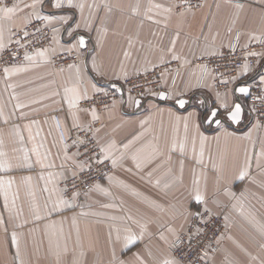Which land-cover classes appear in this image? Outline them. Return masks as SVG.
Listing matches in <instances>:
<instances>
[{"label":"crops","instance_id":"1","mask_svg":"<svg viewBox=\"0 0 264 264\" xmlns=\"http://www.w3.org/2000/svg\"><path fill=\"white\" fill-rule=\"evenodd\" d=\"M62 3L57 9L55 0H17L8 5L16 11L0 18V52L16 30L38 16L54 17L40 20L55 27L47 47L0 77V151L5 154L0 161L6 164L0 169V264H163L166 259L184 264L173 257L172 243L187 227V213L205 206L228 218L215 264H264V247L258 246L264 245V235L256 230L264 225V127L253 118L247 97L234 91L264 79V51L258 70L243 69L237 86L224 93L213 90L212 73L203 78V68L194 65L200 56L220 53L236 34L244 42L264 36V0H205L193 11L178 10L173 0H73L84 4L82 11ZM81 35L86 47L74 48ZM63 53L82 59L58 67L53 58ZM167 63L180 69L176 87L171 72L163 78V91L173 100L150 97L137 108L129 96L137 98L128 94L105 111L94 109L98 120L93 109L80 105L85 94ZM178 97L190 103L181 109L173 102ZM239 100L246 106L237 125L210 126L193 117L185 131L184 120H176ZM94 123L100 144L115 142L111 158L118 162L99 184L108 194L93 187L76 199L78 206L69 207L60 203L70 201L62 182L84 163L68 139L72 128ZM136 154L155 155V162L138 170ZM249 161L250 175L237 180ZM197 187L206 205L192 201ZM225 187L236 199L223 195ZM129 232L141 238L125 248Z\"/></svg>","mask_w":264,"mask_h":264},{"label":"built area","instance_id":"2","mask_svg":"<svg viewBox=\"0 0 264 264\" xmlns=\"http://www.w3.org/2000/svg\"><path fill=\"white\" fill-rule=\"evenodd\" d=\"M17 0H2L4 4L10 5ZM180 10H194L202 5L204 0H174ZM39 29V31H37ZM55 27L46 25L40 19H34L26 23L22 28L13 33L10 46L0 52V77L5 72L4 68L12 65H20L25 63V54L33 56L38 49L47 47L53 37ZM24 32L28 36H24ZM264 48V36L255 40L244 42L239 34H236L229 46L215 55H205L198 57L194 64L203 68V78L208 73L213 74L212 88L217 93H224L235 87V79L247 65L250 72H254L256 68L257 58L260 56ZM234 49V50H233ZM257 53V55H250ZM82 57L77 53H63L53 58V62L58 67H66L68 65H78ZM206 66V70L205 67ZM172 64H164L155 67L152 70L141 71L125 78L126 87L133 94L141 99L156 96L150 95L152 92H159L163 89V76L165 71H172ZM180 72L176 71L175 79L178 78ZM224 81H227L225 83ZM102 90H107L108 95L105 96ZM80 105L85 108L106 110L109 105L119 99L118 91L113 87H103L101 91L87 94ZM264 97V86L260 81H255L250 88V96L248 101L251 105L250 111L252 116L258 121L261 127H264V101L256 99ZM255 109V111H253ZM91 128V131L88 129ZM98 123L90 127H74L72 128L69 141L77 147L82 161L84 163L83 171L79 169L69 178L64 179L62 187L65 197L71 199L73 191L78 188L88 190L94 187L102 180H107L114 172L111 160L104 161L103 164L96 163L95 156L98 153L92 151L93 144L96 141V133ZM80 141H91L85 145ZM76 142V143H74ZM87 149V151H86ZM89 157H92L89 160ZM103 157L101 156V159ZM204 207L195 210L203 212ZM213 213V212H212ZM207 223H201L198 219L190 218L189 225L185 233L179 236L171 247L173 257L184 264H215L214 255L219 252L222 245L224 233L220 228V215L213 213L211 218L205 216ZM200 228L199 233L196 229ZM212 237V239L210 238ZM201 252H198V251Z\"/></svg>","mask_w":264,"mask_h":264},{"label":"snow or ice","instance_id":"3","mask_svg":"<svg viewBox=\"0 0 264 264\" xmlns=\"http://www.w3.org/2000/svg\"><path fill=\"white\" fill-rule=\"evenodd\" d=\"M36 2L42 3V0H36ZM34 6H35L34 4L33 5H29V7H34ZM54 6H55V8L60 9L64 5L62 3V0H55V5ZM180 6H182V5H177V7H180ZM67 7L68 8L78 7L82 11L83 8H84V4L80 3V4H75L74 5L73 4V0H67ZM105 7L107 8V10L109 12L112 11V7L111 6L105 5ZM154 7L161 8L163 6L157 4V5H154ZM237 7H242V5L237 4ZM138 9H139V4L136 5V7L133 9V11L134 12L138 11ZM15 11H16V7L15 6L10 7L7 4H4L2 2V0H0V14H2V17H0V18L7 19ZM164 11L171 12L172 9H171V7H165ZM180 14L183 15V13H180ZM53 18L54 17H52V16H38L37 17V19H41V20H51ZM64 22L66 23L67 21H64ZM77 27H79V25H77ZM37 31H39V29H37ZM0 34H2V32H0ZM68 34H69V36H72L73 33H72V31H69ZM24 36H28V33L24 32ZM172 43H173V48H174L175 41H173ZM86 45H87V41H86L85 37L81 35V36L77 37V44L73 45V47L74 48L75 47L83 48V47H86ZM0 47H3V45L0 44ZM38 55L43 57L45 55V52L44 51H40V52H38ZM250 55H257V53H250ZM33 58L34 57L28 56L27 54H25V59L32 60ZM173 59H179V57L173 56ZM73 66L74 65H69V67H73ZM204 67H205V70H206V66H204ZM16 70L17 69H10V68H7V67L3 69V71L6 74H8L11 71H16ZM244 71H245V73L247 72V65L246 64L244 65ZM77 72H79L78 68H77ZM116 79L118 80L120 78L116 77ZM224 82L227 83V81H224ZM261 82L264 83V79H262ZM112 87L116 88V85L113 84ZM65 91L66 92H75L76 89H74V88L73 89H66ZM97 91H101V90L98 89ZM102 91H103V94L105 96L108 95V91L107 90H102ZM234 91L238 92L240 94H243L245 96L249 95V92H250V90H249V88L247 86H240V87L236 88ZM150 95L158 97V99L160 101L173 100V96L170 95L166 91L152 92V93H150ZM85 98H87L86 94H85ZM256 99H261L262 101H264V97H257ZM217 100H219V94H217ZM129 102L131 104H134L137 108H139L141 106V103H142L140 99H133L131 96H129ZM173 102L176 105H178L179 108L183 109V108L186 107V105H188L190 103V100L178 97V98H175ZM253 111H255V109H253ZM222 112H223V115L221 114ZM242 112H243V109H242L241 104L235 103L234 106L229 107V105L227 103H223L222 102L218 106H214V107L209 108L207 110V112L204 113L202 116L200 114H198V113H189V115L186 116V117L177 116L176 120L178 122L181 119L184 120L185 131H187L188 121L190 119H192L193 117H196L197 119H200L202 123H207L210 126L212 124H215V125H217V127H221L224 122L239 123L241 118H242ZM92 115H93V120H98L99 119V117L96 116V113H95L94 109L92 110ZM142 123H145V122H142ZM196 127L199 128V124H197ZM88 130L91 131V128H89ZM98 131H99V129H96V132H98ZM225 135H230V133H225ZM94 136H95V132H93V137ZM201 139L203 140V139H206V138L205 137H201ZM74 143H76V142H74ZM79 143L87 145V144L91 143V141H80ZM129 143H131V142H129ZM0 144H2V141H0ZM123 147L125 149H127L129 147V144H125V145H123ZM114 148H115V142L114 141L109 142L107 144H100L99 141H95V143L93 144V147H92V151L94 153H98V155L95 156L96 163L103 164L104 161L111 159V163H112L113 167H115L117 165L118 161L115 158H111L112 157V151H113ZM86 151H87V149H86ZM154 152H155V150H154ZM4 155L5 154L2 151H0V157H2ZM101 156L103 157L102 159H101ZM155 158H156L155 155H151V156H148V157H141L139 154H136V155L132 156V159L135 162V166H136V168L138 170H142L147 165H150V164L154 163L155 162ZM91 159H92V157H89V160H91ZM120 159H123V154L121 155ZM78 166L81 167V171H83V167L80 166V165H78ZM5 167H6V164L4 162L0 161V169H4ZM7 167H10V165H7ZM249 168H250V161H249L247 167H244V168L240 169L236 179L242 181L246 177H248L250 175V173L248 171ZM147 176L149 178H151L152 172L149 171L147 173ZM253 182H255V181H253ZM8 183L10 185L11 181H9ZM159 183H160V181L157 180L156 184L159 185ZM167 186L168 185H165V187H167ZM262 186H264V185H262ZM94 188L96 190L105 192V194H108L107 191L102 189L99 184H96L94 186ZM79 195H80L79 192L73 191L71 199L74 200ZM223 195L228 197V198H230V199H236V194L234 192H232L227 187H225L223 189ZM192 201L195 204H197V205H200V204L206 205V203H207L204 193L201 192L198 187L192 193ZM60 203L67 204L69 207H72V204L70 203V201L61 200ZM105 206L107 207L109 205H105ZM187 215H190L194 220L198 219L201 223H207V220L205 219V216L211 218L213 213H212V209L211 208H208L207 206H205L203 212L196 211V212L187 213ZM37 218H39V217H37ZM129 219H131V217H129ZM227 219H228L227 216H225V220H227ZM200 231H201L200 228L196 229L197 233H199ZM259 231L261 232L262 235H264V225H260L259 226ZM140 238L141 237H138L134 233L129 232V234L125 238L126 239L125 248H128V247L134 245L138 241V239H140ZM161 239H163V236H161ZM13 241L15 242V236H13ZM261 247H264V245H261ZM65 251H67V249H65ZM118 264H124V262L123 261H119ZM163 264H177V261H175L174 259H166L163 262Z\"/></svg>","mask_w":264,"mask_h":264},{"label":"rangeland","instance_id":"4","mask_svg":"<svg viewBox=\"0 0 264 264\" xmlns=\"http://www.w3.org/2000/svg\"><path fill=\"white\" fill-rule=\"evenodd\" d=\"M174 1V0H173ZM205 1V0H204ZM174 3H175V5H176V2L174 1ZM204 3V2H203ZM202 3V4H203ZM200 7V6H199ZM198 7V8H199ZM176 8L178 9V7H177V5H176ZM197 8V9H198ZM178 10H180V9H178ZM194 10H196V9H194ZM180 11H193V10H180ZM264 51V48L262 49V52ZM261 52V53H262ZM261 53H260V55H261ZM203 56H205V55H203ZM197 59V58H196ZM195 59V60H196ZM195 60H194V62H195ZM259 57L257 58V62H256V68H255V70H254V72H256L257 70H258V68H259ZM167 64H169V63H167ZM170 64H172V63H170ZM162 65H164V64H162ZM173 65V69L174 70H172V71H165V74L166 73H169V72H171V74L173 75V77H172V84L174 85L173 87H176V85H177V82H178V80H179V78H177V79H175V76H176V71L177 70H179V72H180V69H179V67L177 66V65H175V64H172ZM160 66V65H159ZM176 66L178 67V68H176ZM134 75V74H133ZM131 76V75H130ZM179 77V76H178ZM127 78V77H126ZM163 78H164V76H163ZM125 78L119 83V84H115L116 85V90L118 91V96H119V99L117 100V101H119V100H123L124 99V97H126L128 94L129 95H132V96H134L135 98H137V99H140V100H142L141 98H139V97H137V96H135L134 94H133V92H131V90H129L127 87H126V83H125ZM177 81V82H176ZM112 85L113 84H108V85H106V86H104V87H112ZM237 86V84L235 83V87ZM234 87V88H235ZM103 88V87H102ZM164 89H162L161 91H163ZM249 96H250V92H249ZM249 96L247 97V104H248V106H249V109H250V107H251V105H250V103H249V101H248V98H249ZM188 100V99H187ZM117 101H115L114 103H116ZM114 103H112L111 105H109L108 106V108H110V107H112V105L114 104ZM243 105L244 106H246V103H244L243 102ZM107 108V109H108ZM96 110H98V111H100L99 109H97V108H95ZM245 109V108H244ZM102 111H105V110H102ZM101 111V112H102ZM254 118V117H253ZM94 124H96V123H94ZM93 124V125H94ZM90 126H92V125H90ZM90 126H88V127H90ZM87 127V128H88ZM96 134V138H97V132L95 133ZM96 141H98V139H96ZM111 160V159H110ZM77 171H79V170H77ZM77 171H75V173L77 172ZM74 174V173H73ZM72 174V175H73ZM70 177V176H69ZM68 177V178H69ZM105 181H107V180H102L101 182H99L98 184H100V183H102V182H105ZM63 183V182H62ZM93 187H91L90 189H88V190H83V188L81 187V188H78V191L77 192H79L80 193V195L79 196H77L74 200H72V199H69V198H67V199H69L70 200V202H71V204L73 205L72 207H76V206H78V203L79 202H76V199H80V197L81 196H83L85 193H87L88 191H90L91 189H92ZM62 189H63V187H62ZM63 194H64V189H63ZM65 196V195H64ZM200 207H197L195 210H197V209H199ZM194 210V211H195ZM194 211H192V212H194ZM212 212L213 213H216V214H218V215H220V228L222 229V231H223V233H225V231H226V220H225V215L223 214V213H220V212H215V211H213L212 210ZM191 218V217H190ZM190 221V220H189ZM188 225H189V223H188ZM188 225H187V227H188ZM186 227V228H187ZM186 228L185 229H183L180 233H179V235L176 237V239L179 237V236H181V235H183L184 233H185V230H186ZM257 230V232L258 233H260V231L258 230V229H256ZM224 237V236H223ZM211 239H212V237H210ZM175 239V240H176ZM175 240L173 241V243L175 242ZM222 240H223V238H222ZM173 243H172V245H173ZM260 248H259V250L261 249V246L260 245H258ZM172 247V246H171ZM198 252H201L200 250L198 251ZM255 256V255H254ZM254 259V258H253ZM256 262V261H255ZM236 263L238 264V262L236 261ZM235 263V264H236ZM222 264H234V263H230L228 260H224L223 261V263Z\"/></svg>","mask_w":264,"mask_h":264},{"label":"water","instance_id":"5","mask_svg":"<svg viewBox=\"0 0 264 264\" xmlns=\"http://www.w3.org/2000/svg\"><path fill=\"white\" fill-rule=\"evenodd\" d=\"M85 39H86V37H85ZM248 88H249V86H247ZM249 90H250V88H249ZM240 94V93H239ZM243 95V94H242ZM249 95H247L246 97H248ZM237 103H239V104H241V106H242V109H243V112H242V117H243V114H244V105H243V102L241 101V100H239ZM178 106V105H177ZM179 107V106H178ZM242 119V118H241ZM241 121V120H240ZM235 125H237L238 123H235V122H233ZM215 125V124H214Z\"/></svg>","mask_w":264,"mask_h":264},{"label":"bare ground","instance_id":"6","mask_svg":"<svg viewBox=\"0 0 264 264\" xmlns=\"http://www.w3.org/2000/svg\"><path fill=\"white\" fill-rule=\"evenodd\" d=\"M195 65V64H194ZM69 66V65H68ZM195 66H197V65H195ZM98 126H99V124H98Z\"/></svg>","mask_w":264,"mask_h":264}]
</instances>
